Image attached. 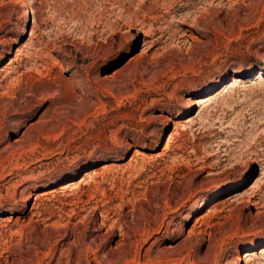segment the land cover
<instances>
[{
    "label": "rangeland",
    "instance_id": "rangeland-1",
    "mask_svg": "<svg viewBox=\"0 0 264 264\" xmlns=\"http://www.w3.org/2000/svg\"><path fill=\"white\" fill-rule=\"evenodd\" d=\"M0 264H264V0H0Z\"/></svg>",
    "mask_w": 264,
    "mask_h": 264
},
{
    "label": "bare ground",
    "instance_id": "bare-ground-1",
    "mask_svg": "<svg viewBox=\"0 0 264 264\" xmlns=\"http://www.w3.org/2000/svg\"><path fill=\"white\" fill-rule=\"evenodd\" d=\"M29 10V9H28ZM143 51V50H142ZM210 74H212V72H209V73H207V74H205L204 76H203V78L205 79L206 78V76H208V75H210ZM210 80V79H209ZM205 82H206V80H205ZM198 86V85H197ZM180 103V102H179ZM133 144L131 143V142H129L128 140L127 141H125L121 146H119V148L121 149V150H126V149H128L130 146H132ZM82 155H84V154H82ZM90 156V155H89ZM82 159L83 158H81V156L79 157H76V158H74L73 160H71L68 164H66V165H64L62 168H61V170L58 172V173H60L61 171L62 172H65V171H69V170H71L72 168H74V167H76L77 165H78V163L80 162V161H82ZM88 159V158H87ZM111 160V159H110ZM237 165V164H236ZM234 166V165H233ZM54 173H52V175H53ZM56 174H57V172H56ZM43 179H48L47 177H45V178H43ZM48 181V180H47ZM249 242V241H248ZM245 257H248L249 256V254H247V253H245V254H243Z\"/></svg>",
    "mask_w": 264,
    "mask_h": 264
}]
</instances>
